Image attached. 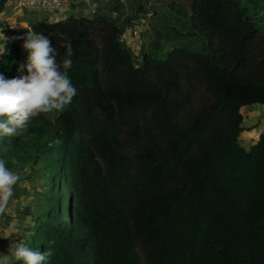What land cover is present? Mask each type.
Here are the masks:
<instances>
[{
	"label": "trees",
	"instance_id": "obj_1",
	"mask_svg": "<svg viewBox=\"0 0 264 264\" xmlns=\"http://www.w3.org/2000/svg\"><path fill=\"white\" fill-rule=\"evenodd\" d=\"M135 1V14L98 7L29 25L58 64L71 42L77 95L0 135L6 166L42 180L1 239L0 264H23L13 242L51 250L42 264H264V130L248 150L239 143L241 108L264 105V29L242 0H167L174 16L162 12L154 50L134 55L122 35L148 11ZM183 36L200 46L175 45ZM162 39L170 47L157 54ZM7 45L10 79L26 60Z\"/></svg>",
	"mask_w": 264,
	"mask_h": 264
},
{
	"label": "clouds",
	"instance_id": "obj_2",
	"mask_svg": "<svg viewBox=\"0 0 264 264\" xmlns=\"http://www.w3.org/2000/svg\"><path fill=\"white\" fill-rule=\"evenodd\" d=\"M7 39L0 34V55L5 53ZM23 39L26 62L19 65L17 72L25 74L10 79L0 74V135L7 137L21 134L28 122L39 114L65 110L77 95L68 75L73 63L71 42L65 39L66 57L58 64L56 50L47 36L27 32ZM20 179V175L0 159V215L7 210ZM54 243V240L49 242L50 245ZM12 249L14 259L23 264H42L52 255L51 250L40 253L22 242H13Z\"/></svg>",
	"mask_w": 264,
	"mask_h": 264
},
{
	"label": "rangeland",
	"instance_id": "obj_3",
	"mask_svg": "<svg viewBox=\"0 0 264 264\" xmlns=\"http://www.w3.org/2000/svg\"><path fill=\"white\" fill-rule=\"evenodd\" d=\"M179 1V0H178ZM15 2V0H8L6 3L4 10L1 12V21L4 23L5 29L0 30V34H2L5 37L13 36L14 38H21L22 34L27 32H31L29 29V25L36 23L40 20H43L48 16V14L45 11L42 10H27L23 9L21 10L18 17L14 18L15 14L12 12V5ZM123 3V8H120L119 14L126 15L128 12H131L136 9L137 3L135 0H126ZM98 7L101 11L109 14L112 10H107L105 7L108 5V1L105 0H97ZM139 3H141L142 8L148 9L152 12V15L146 19L145 23L143 25H138L136 29V34L140 36L141 43H143V47L145 50H154L153 47L150 45L152 41L155 39V29L156 27L161 23L162 19V12H165L164 14L166 16H174L171 10H168L166 8L167 0H139ZM242 3L245 4L248 8L249 14H251V17L255 20L257 25L260 28L264 29V0H242ZM135 5V7H134ZM113 12H111L112 15ZM154 13V14H153ZM93 13L88 14V16H92ZM113 15H116L113 13ZM14 16V17H13ZM164 16V15H163ZM172 21L174 19L172 18ZM171 23V22H170ZM18 25L19 29L21 30V33H15L11 32L10 35H8V32L6 31V28L11 25V28L13 26ZM173 24V23H172ZM178 29L180 31H184L180 29L178 26ZM19 40V39H16ZM176 41L175 45L180 44H189L193 48H197L200 46L201 39L200 37H178L174 38ZM7 45L5 42L4 46ZM10 46L7 45V48ZM170 47V42L168 43L165 39H162L161 41V47L159 49H156L157 54H161V52L167 50ZM27 53L25 52L23 54L22 61L26 60ZM259 105V104H258ZM248 106H243L241 108V112L243 114L247 113ZM54 114L58 113L59 111H52ZM261 115H255L254 117L257 118V124L255 127L256 129L253 131L252 137L254 138V141L257 139L259 133H261L264 129H259L262 127V123L264 122V113L257 112ZM247 133V130L242 131L240 134L239 143L241 146H243L245 149H249L250 146L248 145V140H245L247 138L244 137V135ZM245 142V143H244ZM19 186L22 189L20 193L22 194L21 202L16 201L13 197L9 202L7 210L4 212L5 215H10L11 219L6 220L0 218V241L2 238L10 240V232L17 230V223L18 218L16 216L18 209H21V207L27 203L31 202V197L34 194V190H39L42 188V180L38 177L37 179H29L25 177L19 182ZM3 241V240H2ZM2 245H5L4 243L0 242V247Z\"/></svg>",
	"mask_w": 264,
	"mask_h": 264
},
{
	"label": "built area",
	"instance_id": "obj_4",
	"mask_svg": "<svg viewBox=\"0 0 264 264\" xmlns=\"http://www.w3.org/2000/svg\"><path fill=\"white\" fill-rule=\"evenodd\" d=\"M107 1V0H106ZM113 1V0H111ZM115 1V0H114ZM124 2L126 0H117ZM98 3L95 0H15L12 5V12L15 14L13 17L19 16L21 10H42L45 11L48 16L46 17L49 21H56L64 18L67 15L74 16H88V14L94 12L98 8ZM151 11L140 13L136 19H134V26L127 28L123 33L122 39L126 45L130 48L134 55H138L141 49V38L136 34V27L143 25L150 16ZM8 35L11 32L18 33L19 29L16 26L11 28V25L6 28ZM27 34L23 33L19 40H16L13 36H9L6 43L8 45H16L20 54H24L26 51L22 48L24 43V37Z\"/></svg>",
	"mask_w": 264,
	"mask_h": 264
},
{
	"label": "crops",
	"instance_id": "obj_5",
	"mask_svg": "<svg viewBox=\"0 0 264 264\" xmlns=\"http://www.w3.org/2000/svg\"><path fill=\"white\" fill-rule=\"evenodd\" d=\"M109 3L107 5V7H105L107 10H112L111 12L115 13L116 15L119 14V11L117 9H120V8H123V3H115V2H112L111 0H107ZM113 7H116L117 9L113 8ZM135 10L131 11V12H128V14H133ZM135 14V13H134ZM136 19V17L134 18ZM17 25V24H16ZM18 27V25H17ZM19 29V27H18ZM19 33H21V30L19 29ZM257 112H263L264 113V105H258V104H253V105H248V109H247V113L243 114V122H242V126L245 128V130H247V133L244 135L245 140H248V145L247 146H251L254 142V138L252 137V134H253V131L256 129L255 127H258L256 126L257 124V118L254 117L255 115H261V114H258ZM262 127L259 129L262 130L264 129V122L262 123L261 125ZM242 133V132H241ZM260 134V133H259ZM258 138V137H257ZM239 140L240 139V135H239ZM257 140V139H256ZM255 140V141H256ZM245 143V142H244ZM248 150V149H246Z\"/></svg>",
	"mask_w": 264,
	"mask_h": 264
}]
</instances>
